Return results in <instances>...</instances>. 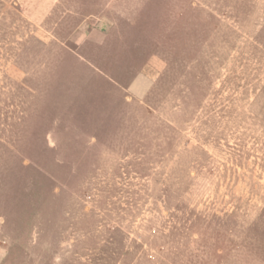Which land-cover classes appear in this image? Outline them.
I'll use <instances>...</instances> for the list:
<instances>
[{
	"label": "rangeland",
	"instance_id": "obj_1",
	"mask_svg": "<svg viewBox=\"0 0 264 264\" xmlns=\"http://www.w3.org/2000/svg\"><path fill=\"white\" fill-rule=\"evenodd\" d=\"M0 264H264V0H0Z\"/></svg>",
	"mask_w": 264,
	"mask_h": 264
},
{
	"label": "trees",
	"instance_id": "obj_2",
	"mask_svg": "<svg viewBox=\"0 0 264 264\" xmlns=\"http://www.w3.org/2000/svg\"><path fill=\"white\" fill-rule=\"evenodd\" d=\"M116 81V80H115ZM116 83L118 84V80L116 81Z\"/></svg>",
	"mask_w": 264,
	"mask_h": 264
}]
</instances>
